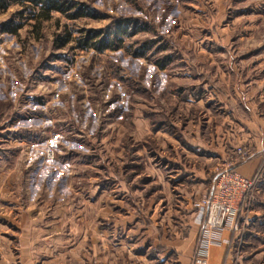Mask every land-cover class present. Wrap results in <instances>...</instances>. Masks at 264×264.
I'll use <instances>...</instances> for the list:
<instances>
[{"label":"rangeland","instance_id":"374dc122","mask_svg":"<svg viewBox=\"0 0 264 264\" xmlns=\"http://www.w3.org/2000/svg\"><path fill=\"white\" fill-rule=\"evenodd\" d=\"M75 1L99 18L69 21L53 14L38 27L30 22L15 35L0 33V115L12 119L8 132L7 123L0 129V152L14 153L16 167L31 162L38 169L16 173L15 181L43 184L44 197L64 196L71 183H94L104 199L174 205L179 165L171 159L178 155L206 172L254 181L246 205L264 200V0ZM16 9L0 13V22ZM117 17L149 28L113 51L52 43L55 33L70 30L75 37L76 30L102 29ZM145 40L152 47L133 56ZM164 55L160 69L155 61ZM196 91L204 94L202 102L191 101ZM11 137L15 142L6 147L2 141ZM191 145L210 157L190 152ZM45 147L53 150L52 160L45 159ZM256 158L250 176L228 167ZM154 169L165 184L151 179ZM133 185L131 194L120 193Z\"/></svg>","mask_w":264,"mask_h":264},{"label":"crops","instance_id":"0c3cea01","mask_svg":"<svg viewBox=\"0 0 264 264\" xmlns=\"http://www.w3.org/2000/svg\"><path fill=\"white\" fill-rule=\"evenodd\" d=\"M197 93L192 102H202L204 94ZM1 115L6 119L0 122V129L7 123L4 130L8 132L12 119L9 114ZM184 141L191 142L190 138ZM2 142L7 147L15 140L11 137ZM24 146L22 143L21 148ZM195 146L188 150L200 158L210 157ZM24 150L19 157L25 155ZM258 160L240 168L234 163L228 167L250 176ZM171 162L179 165L175 170L178 198L174 205H163L159 199H111L109 195L104 199V190L94 183H71L63 188L64 196L52 193L44 197L40 195L43 184L15 181L16 173L26 175L38 169L31 162L16 167L14 153L0 152V264H14L15 260L18 264H203L197 262L200 247L206 251L204 264H264V200L241 206L237 216L241 232L229 226L211 230L207 245L203 244L196 204L212 192L221 171L217 175L214 170L206 172L205 166L186 164L178 155ZM159 177L164 182L154 169L151 179L159 181ZM136 186L120 193L131 194ZM260 189L264 190V184Z\"/></svg>","mask_w":264,"mask_h":264},{"label":"trees","instance_id":"16d2710c","mask_svg":"<svg viewBox=\"0 0 264 264\" xmlns=\"http://www.w3.org/2000/svg\"><path fill=\"white\" fill-rule=\"evenodd\" d=\"M12 6H16L17 9L0 22V33L15 35L30 22L32 26L38 27L42 21L51 19L53 14H58L69 21L99 18L94 9L75 0H0V13L6 12ZM148 28L146 23L136 18L117 17L102 29L76 30L78 34L75 37L70 30H65L63 35L55 33L52 43L55 48H63L73 41L74 47L80 50L113 51L121 48L124 39L133 37L140 31H147ZM151 47L152 42L145 40L139 49L132 51V54L144 56L145 49ZM162 58L163 60L155 61L160 69H164L168 56L164 55Z\"/></svg>","mask_w":264,"mask_h":264},{"label":"built area","instance_id":"2783aa9c","mask_svg":"<svg viewBox=\"0 0 264 264\" xmlns=\"http://www.w3.org/2000/svg\"><path fill=\"white\" fill-rule=\"evenodd\" d=\"M244 158L246 154L240 153ZM45 159H53V150L45 147ZM242 158V159H244ZM255 189V182L246 179L237 173L221 171L218 175L212 192L201 198L196 204V220L200 225L202 243L207 245L208 232L217 231L229 226L234 232H241L237 216L241 206H246L249 197ZM206 251L200 247L197 252V262L205 263Z\"/></svg>","mask_w":264,"mask_h":264}]
</instances>
